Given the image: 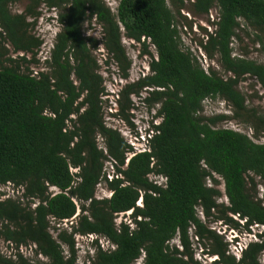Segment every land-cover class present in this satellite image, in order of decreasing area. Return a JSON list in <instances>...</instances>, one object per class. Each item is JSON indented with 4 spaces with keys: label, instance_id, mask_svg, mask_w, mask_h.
<instances>
[{
    "label": "trees",
    "instance_id": "16d2710c",
    "mask_svg": "<svg viewBox=\"0 0 264 264\" xmlns=\"http://www.w3.org/2000/svg\"><path fill=\"white\" fill-rule=\"evenodd\" d=\"M12 1L0 0V26L13 51L23 55L5 58L0 48V186L22 188L27 202L0 198V239L15 248L34 244L47 262L0 254V264H77L76 235H95L114 247L103 250L95 240L90 264H134L142 253V264H198L191 250V228L196 239L216 245L209 251L216 264H261L264 199L256 198L254 177L264 184V144L216 128L228 116L203 118L199 113L208 98L224 100L233 119L246 113L245 96L237 87L247 76L264 91V66L233 56L231 48L240 20L255 32L264 53V0L191 3L197 14L218 9L214 31L199 46L210 62L217 59L225 78L210 66L204 70L194 53L183 47L169 7L182 6L181 0H119L114 12L103 0H28L57 10L55 19L61 26L44 62L46 70L33 75L29 68L38 65L35 56L41 41L25 30V16L8 13ZM90 20L102 29L104 64L113 62L121 79H128L131 66L123 38L141 44L150 57L149 74L121 87L115 101L118 117L131 127V96L145 91L143 102L158 106L156 117L161 121L152 126L143 152L135 153L104 122L103 98L109 94L92 55L100 42L83 33ZM149 45L156 58L147 50ZM251 119L261 124L254 136L264 132V118ZM106 162L113 170L111 180L104 172ZM150 174L163 176L164 187L150 182ZM215 175L223 182L228 206L217 203L221 193ZM101 182L111 192L109 198H95ZM51 187L59 193L52 195ZM197 208L205 218L217 212V221L236 231L252 226L263 231L236 260L228 254V244L202 223ZM127 213L129 223H115L117 216ZM51 222L59 225L54 228L56 238L49 231ZM67 223L68 229L60 228ZM176 238L178 248L170 245Z\"/></svg>",
    "mask_w": 264,
    "mask_h": 264
},
{
    "label": "rangeland",
    "instance_id": "374dc122",
    "mask_svg": "<svg viewBox=\"0 0 264 264\" xmlns=\"http://www.w3.org/2000/svg\"><path fill=\"white\" fill-rule=\"evenodd\" d=\"M119 0H103L105 5L114 12L117 2ZM182 6L177 7L170 5L169 7L175 16L176 27L179 33L180 41L183 44V47L189 48L194 55L197 57L199 64L204 70H208L210 66L214 69L219 76L224 77V72L221 70L217 59L209 61L206 59L205 54L201 50L199 44L201 41L205 42L206 34H210L214 31V23L217 20L218 9L213 7L208 14H197L193 11L191 3L193 0H181ZM7 11L11 16H25V30L29 35L38 38L39 35L43 36L45 43H42L40 49L36 53L35 60L38 62V65H30V71H44L46 70V65L44 60L49 57L50 52V42L54 43V34H57L61 26L56 22L55 17L57 16V10L49 9L45 4H31L28 0H13L8 3ZM35 14H38L37 19L34 21L33 17ZM34 22V25H33ZM240 28L237 30L238 39L235 38L232 41L231 48L233 56H241L245 59L256 62L259 65L264 66V53L260 50V46L256 43L255 32L248 28L242 21L239 20ZM33 25L27 26L26 25ZM83 33L85 36H90L97 39L100 43L96 50L92 52L93 57L97 60L99 65V74L102 76L104 83L103 86L107 92L108 98L104 97V122L107 127L117 130L124 140L132 146L135 153L143 151L144 143L142 142L145 131H147L151 126L158 125L160 123V118L156 117L158 106L151 107L143 102V99L146 98L147 94L145 91H142L139 96H131V102L133 104V110L128 113L129 122L133 127L129 126L125 121L118 117L116 111L117 106L115 101L117 100V94L121 87L127 83L136 82L139 78L149 74L148 64L150 62V57L147 53L144 52V47L141 44L134 43L130 40L123 38L122 44L126 53V57L131 63L130 70L128 72V79L123 80L120 78L119 71L117 70L113 62H109L108 65L104 64L106 59L105 51L101 44L102 40V29L94 20L87 21L83 27ZM40 40V39H39ZM42 42V41H41ZM149 44V43H148ZM0 48L5 52V58L18 59V57L23 54L15 53L13 47L8 41L5 32L0 26ZM154 58H156V53L152 45L148 46L147 49ZM25 58L28 60L31 59L30 55H25ZM4 66H8V63H5ZM34 73V72H33ZM238 91L245 96L247 112L241 114L237 119H233L232 109L228 104L221 98L216 99H205L202 102V109L199 113L200 117L203 118H212L216 116L225 115L229 119L217 123L216 128L231 129L243 134H246L250 139H252L256 144H264V132H259L257 136H254V128H261V124L258 121L251 119V116L258 118H264V91L260 87L259 83L255 78L249 76L245 77L237 87ZM116 113V114H115ZM99 148L103 146L102 140L98 138L97 140ZM74 172V171H73ZM104 172L106 179L110 180L113 176V170L109 162L105 163ZM249 176L252 177L251 174ZM218 184L216 189L220 191V197L217 199L218 204H223L228 206L227 199L224 195V185L222 180L218 176H214ZM255 195L259 200L264 199V184L258 179L255 178ZM52 191L49 192L53 193ZM0 194L3 196L1 200L10 198L14 201H19L21 204L27 202L21 197L22 188H15L12 185L0 186ZM110 196V191L107 189L104 182H101L95 191V198L105 199ZM34 207V205H33ZM197 215L202 223L209 229L214 231L216 235L220 237V242L228 244V254L239 259L240 250H235L236 243H240L241 249L245 246L256 240L254 237L258 232H262L263 229L252 226L249 228V231H246L242 228H238V231H235L233 228L223 229V225L217 221V212H213L212 216L205 218L201 213V209H196ZM129 213L126 215H119L115 218V223L125 222L129 223ZM236 220V218H233ZM237 221V220H236ZM71 223L61 224L60 228L68 229ZM1 226V224H0ZM59 225L54 222L50 223V234L53 238H56V232L54 228ZM231 237H233L232 246L230 244ZM189 238L191 243V250L194 255V260L198 264H216V257L211 255L209 251L211 248H216V245H213L210 241L196 239L194 235V230L191 228L189 230ZM236 238V239H234ZM255 238V239H254ZM257 241V240H256ZM100 242V241H99ZM171 246L178 248L179 243L178 239H174L170 243ZM8 250L4 241L0 239V249ZM77 251V264H85L87 260L93 257V248L90 247L89 240H81L77 242L76 245ZM5 251V250H3ZM32 258V253L28 254ZM34 261H39L46 263L47 259L44 257L34 258ZM261 264H264V256L260 259Z\"/></svg>",
    "mask_w": 264,
    "mask_h": 264
},
{
    "label": "built area",
    "instance_id": "2783aa9c",
    "mask_svg": "<svg viewBox=\"0 0 264 264\" xmlns=\"http://www.w3.org/2000/svg\"><path fill=\"white\" fill-rule=\"evenodd\" d=\"M54 36H56V34H54ZM39 39H40V41H42L41 42V44L42 43H45V39H44V37L43 36H40L39 35ZM54 39H55V37H54ZM43 45V44H42ZM41 46V45H40ZM50 49L52 50V48H53V44H52V42H50ZM40 49V48H39ZM38 49V50H39ZM50 50V51H51ZM37 53V52H36ZM49 54H50V52H49ZM36 57V56H35ZM47 59V58H46ZM45 59V60H46ZM29 60V59H28ZM45 60H44V62H45ZM36 74V72L34 71V73H33V75H35ZM102 151H103V153L104 154H106V149H105V147L104 146H102L101 148H100ZM133 156V153L132 154H130L129 156H128V159L130 158V157H132ZM72 171V173H74V172H76V170H71ZM74 171V172H73ZM113 176H114V174H113ZM148 179H149V181L150 182H152L153 184H156V185H158V186H162V187H164V185H165V182H166V179L163 177V176H157V175H154V174H150L149 176H148ZM111 180V179H110ZM50 189V191H52L51 189H53V193H52V195H55V194H57V193H59V191L56 189V188H54V187H51V188H49ZM110 196H111V192H110ZM109 196V197H110ZM1 197L3 198V196L1 195ZM0 197V198H1ZM108 197V198H109ZM97 199V198H96ZM3 200V199H2ZM142 203H141V201H139L138 202V206L139 207H142V205H141ZM33 205H34V207H33ZM33 205H31V207L34 209L35 207H36V205H37V203L36 204H33ZM81 240H89L90 241V247H91V245H92V243L95 241V240H98V242H99V245H100V247L103 249V250H107V249H109V248H111V249H113L114 247L113 246H111V244L106 240V239H104V238H98L97 236H95V235H86V236H80V235H76L75 236V247H76V245H77V242H79V241H81ZM5 243V245H6V247L7 248H9L8 250H6V248L4 247V249H0V254L1 255H3V257H5V258H7V259H12V260H15L16 258H17V256L18 255H20V256H22L23 258H25L26 260H28L29 262H31V263H35V262H39V261H34V258L37 256L38 258H40L42 255L41 254H38V253H36V246L34 245V244H28V245H23V246H19L18 248H15L11 243H9V242H4ZM64 249V252L66 253V248H63ZM3 250H5V251H3ZM30 253H32V258H30L29 257V255L28 254H30ZM43 257V256H42ZM45 258V257H44ZM143 259H144V253H142V255H141V257L134 263V264H142V262H143ZM85 264H90V260H87L86 262H85Z\"/></svg>",
    "mask_w": 264,
    "mask_h": 264
},
{
    "label": "clouds",
    "instance_id": "9594fccd",
    "mask_svg": "<svg viewBox=\"0 0 264 264\" xmlns=\"http://www.w3.org/2000/svg\"><path fill=\"white\" fill-rule=\"evenodd\" d=\"M152 136V126L147 130V131H145V135L143 136V140H142V142L144 143V149H143V151H145L146 150V146H147V140H148V138H150ZM132 147V146H131ZM143 151H140V152H143ZM220 223V225L223 227V229H224V227L225 228H228V226H226V225H224V224H222L221 222H219ZM236 231V230H235ZM234 239H236V238H234ZM232 241H233V237H231V241H230V244L232 243ZM231 246H232V244H231ZM234 247H236L235 248V250H240V251H242V249H241V247L242 246H240V243H236V245L234 246ZM246 247V246H245ZM244 249V248H243ZM240 254H241V252H240Z\"/></svg>",
    "mask_w": 264,
    "mask_h": 264
}]
</instances>
